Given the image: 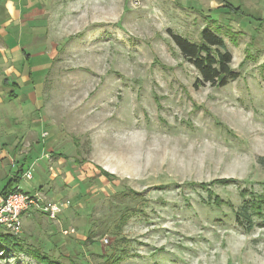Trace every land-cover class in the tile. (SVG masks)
<instances>
[{"label": "rangeland", "instance_id": "1", "mask_svg": "<svg viewBox=\"0 0 264 264\" xmlns=\"http://www.w3.org/2000/svg\"><path fill=\"white\" fill-rule=\"evenodd\" d=\"M61 1L46 66L17 88L0 68V190L22 165L23 191L63 204L16 236L65 264H264V0ZM204 27L239 73L220 88L167 32Z\"/></svg>", "mask_w": 264, "mask_h": 264}, {"label": "crops", "instance_id": "2", "mask_svg": "<svg viewBox=\"0 0 264 264\" xmlns=\"http://www.w3.org/2000/svg\"><path fill=\"white\" fill-rule=\"evenodd\" d=\"M62 6L61 0H0V68L7 66L10 68L5 70L7 73H16V68L23 63H27L28 68H38L36 70L46 66L51 24L54 14L60 12ZM17 74L12 78L3 76L2 84L17 88L21 82L33 80L34 76L30 77V70L27 78ZM8 92L11 99L20 98L14 89ZM25 98L34 99L33 92H28ZM34 212L22 216L23 221L32 218Z\"/></svg>", "mask_w": 264, "mask_h": 264}, {"label": "trees", "instance_id": "3", "mask_svg": "<svg viewBox=\"0 0 264 264\" xmlns=\"http://www.w3.org/2000/svg\"><path fill=\"white\" fill-rule=\"evenodd\" d=\"M224 7L228 8V13L232 12L237 15H244L240 7H235L231 3L224 2L221 9ZM167 32L181 57L193 66L198 73L194 81L196 88L206 85L220 88L238 78L239 73L231 67L232 54L226 47L223 38L219 36V33L204 27L199 31V39L192 41L170 29ZM22 174V165H18L14 175L7 179L0 193L6 195L16 190L29 193L19 187ZM223 181L217 180V182ZM220 201L219 197L215 196V202L218 203ZM250 202L252 205L256 204L260 208L264 203V196H260L258 199H252ZM237 218L240 221L242 219L240 215ZM0 243L4 249H8L10 252L23 253L40 264H65L59 259L50 257L39 248L29 245L23 238L4 231L1 227Z\"/></svg>", "mask_w": 264, "mask_h": 264}, {"label": "built area", "instance_id": "4", "mask_svg": "<svg viewBox=\"0 0 264 264\" xmlns=\"http://www.w3.org/2000/svg\"><path fill=\"white\" fill-rule=\"evenodd\" d=\"M30 178V174H26ZM30 206L39 208L49 219H57L62 211L63 204L44 202L39 192L25 193L20 190L11 191L6 195H0V227L17 235L21 232V214Z\"/></svg>", "mask_w": 264, "mask_h": 264}]
</instances>
